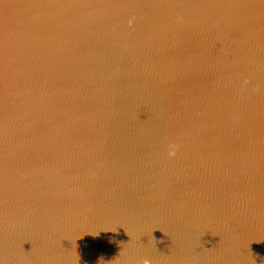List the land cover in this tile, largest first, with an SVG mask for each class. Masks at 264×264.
Segmentation results:
<instances>
[{
	"label": "water",
	"instance_id": "1",
	"mask_svg": "<svg viewBox=\"0 0 264 264\" xmlns=\"http://www.w3.org/2000/svg\"><path fill=\"white\" fill-rule=\"evenodd\" d=\"M145 261L264 264V0H0V264Z\"/></svg>",
	"mask_w": 264,
	"mask_h": 264
},
{
	"label": "clouds",
	"instance_id": "2",
	"mask_svg": "<svg viewBox=\"0 0 264 264\" xmlns=\"http://www.w3.org/2000/svg\"><path fill=\"white\" fill-rule=\"evenodd\" d=\"M174 155V153H172ZM144 264H148V261H145Z\"/></svg>",
	"mask_w": 264,
	"mask_h": 264
}]
</instances>
